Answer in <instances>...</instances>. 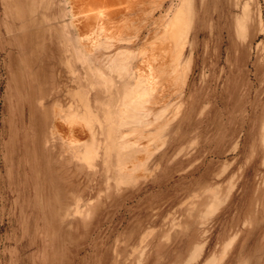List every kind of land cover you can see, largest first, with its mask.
Wrapping results in <instances>:
<instances>
[{
  "label": "rangeland",
  "instance_id": "1",
  "mask_svg": "<svg viewBox=\"0 0 264 264\" xmlns=\"http://www.w3.org/2000/svg\"><path fill=\"white\" fill-rule=\"evenodd\" d=\"M0 264H264V0H0Z\"/></svg>",
  "mask_w": 264,
  "mask_h": 264
}]
</instances>
